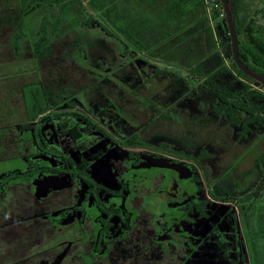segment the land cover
Segmentation results:
<instances>
[{
	"label": "flooded vegetation",
	"instance_id": "1",
	"mask_svg": "<svg viewBox=\"0 0 264 264\" xmlns=\"http://www.w3.org/2000/svg\"><path fill=\"white\" fill-rule=\"evenodd\" d=\"M57 73L58 81L42 79L44 101L36 88L26 91L38 79L2 83L0 124L21 127L18 138L0 142L15 147L25 169L0 182V264H264L263 183L215 198L191 164L180 176L131 135L118 141L97 116L77 104L70 112L59 92L90 82ZM14 105L27 112H10Z\"/></svg>",
	"mask_w": 264,
	"mask_h": 264
},
{
	"label": "rangeland",
	"instance_id": "2",
	"mask_svg": "<svg viewBox=\"0 0 264 264\" xmlns=\"http://www.w3.org/2000/svg\"><path fill=\"white\" fill-rule=\"evenodd\" d=\"M242 1L240 15L247 18L255 10H261L257 18L264 23V0ZM212 2H207L209 7ZM214 24L210 25L215 28ZM81 32L85 39L81 44L84 50L90 45L109 46L112 49L102 47L104 55L115 57L113 63L104 55L93 57L94 65L85 63L84 67L98 70L89 73L93 80L89 79L85 68L69 60L64 62L60 68L70 72L66 82H90L59 92L58 96L66 99L65 106L70 112L77 104L83 113L97 116L104 125L115 129L118 141L123 140L121 133L131 135L141 148L163 158L161 166H176L178 174L180 169L185 170L186 163L191 164L201 189L215 198L249 194L251 189L264 184V103L260 110L257 105L262 102L258 97L241 95L243 82L251 84L255 90L261 86L244 79L235 70L231 40L227 36L224 38L220 34L219 37L214 33L213 42L207 34L200 49L195 30L177 46L173 42L174 35L169 33L161 42L163 47L162 44L151 47L142 44L140 48L134 42H121L93 23ZM8 33L0 34L3 45L0 46V91H4L9 82H30L40 77L48 82L59 77L58 69L52 68L58 62V51L53 54L52 61L42 62L38 77L31 74L36 66L34 61H18L10 48H6ZM61 48L59 43L56 49ZM70 51L66 49L67 54H71ZM208 78L223 92L222 96L201 88L206 86ZM35 88L30 86L26 91L32 92ZM229 94L236 98L229 99ZM49 95L40 90L37 98L44 101ZM31 99L33 107L29 108V113L33 117L38 113L39 104L34 96ZM51 101L57 103V99L50 98ZM0 109L5 110L6 105L0 103ZM20 127L13 121L0 124V141L18 138ZM166 154L177 156L176 162L166 159ZM24 169L15 147L5 148L0 142V182L2 177ZM141 176L135 174V178ZM127 177L126 174L122 178ZM260 207L264 212V194Z\"/></svg>",
	"mask_w": 264,
	"mask_h": 264
},
{
	"label": "trees",
	"instance_id": "3",
	"mask_svg": "<svg viewBox=\"0 0 264 264\" xmlns=\"http://www.w3.org/2000/svg\"><path fill=\"white\" fill-rule=\"evenodd\" d=\"M230 3L241 58L250 67L264 73V23L257 18L261 10H255L251 16L244 18L240 15L243 1L230 0ZM223 10V5L218 0L213 1L210 7L207 0H0V34L6 35L9 32V40L4 45L10 48L18 61L32 60L41 65L44 60L52 61L53 54L58 51V62L52 68L60 71V67L68 60L78 66H84L85 63L94 65L96 60L93 57L105 54L102 47L111 48L98 44L90 45L85 50L81 47L85 40L81 31L89 28L92 23L121 42H134L140 48H143L142 44L148 45L147 47L162 44L169 33L174 35L173 42L176 46L181 45L185 42L186 35L195 30L196 44L201 49L207 34L213 42L214 33L219 37L220 34L224 38L227 36L230 40L226 16L221 18ZM212 22H215V28L210 25ZM241 36L244 37L243 40ZM59 43L62 45L60 50L56 49ZM69 48L71 54L66 52ZM106 55L107 60L112 62L115 55ZM233 66L241 77L257 82L264 89L263 84L244 74L234 60ZM87 70L88 73L98 71ZM210 80H205L206 86L201 88L222 96L223 92L213 86ZM43 84L40 77L29 83V87L35 86L37 94H40V90H44ZM243 85L241 95L258 97L262 104L257 106L263 110L264 101L261 99L264 95L260 96L246 82ZM235 98L229 94V99ZM40 111L44 112L46 108H41Z\"/></svg>",
	"mask_w": 264,
	"mask_h": 264
},
{
	"label": "water",
	"instance_id": "4",
	"mask_svg": "<svg viewBox=\"0 0 264 264\" xmlns=\"http://www.w3.org/2000/svg\"><path fill=\"white\" fill-rule=\"evenodd\" d=\"M218 2L222 3L223 9L225 12L226 21H227V25L229 29L230 40H231L233 60L236 66L244 74H246L247 76L253 78L254 80L264 85V73L259 72L256 69L250 67L241 58L240 42H239L236 22H235L232 8H231L230 0H218Z\"/></svg>",
	"mask_w": 264,
	"mask_h": 264
},
{
	"label": "crops",
	"instance_id": "5",
	"mask_svg": "<svg viewBox=\"0 0 264 264\" xmlns=\"http://www.w3.org/2000/svg\"><path fill=\"white\" fill-rule=\"evenodd\" d=\"M248 85H250L251 86V88L252 89H256V88H253V86L251 85V84H248ZM256 91H258V93L260 94V96H261V94L262 95H264V90L263 89H259L258 88V90H256ZM263 97V96H262ZM263 99V98H262ZM261 99V100H262ZM264 100V99H263ZM261 107V106H260ZM260 110H262L261 108H260ZM10 112H17V113H21V112H27V110L25 109V107H23V106H21V105H14L13 107H12V109H11V111Z\"/></svg>",
	"mask_w": 264,
	"mask_h": 264
},
{
	"label": "built area",
	"instance_id": "6",
	"mask_svg": "<svg viewBox=\"0 0 264 264\" xmlns=\"http://www.w3.org/2000/svg\"><path fill=\"white\" fill-rule=\"evenodd\" d=\"M214 1V0H211V2ZM208 4L211 3L209 0H207ZM221 17H225V12L223 10V13H221Z\"/></svg>",
	"mask_w": 264,
	"mask_h": 264
}]
</instances>
